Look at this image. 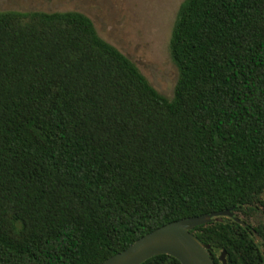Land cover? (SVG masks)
I'll return each mask as SVG.
<instances>
[{
    "label": "trees",
    "instance_id": "trees-1",
    "mask_svg": "<svg viewBox=\"0 0 264 264\" xmlns=\"http://www.w3.org/2000/svg\"><path fill=\"white\" fill-rule=\"evenodd\" d=\"M170 53L172 97L87 14L0 11V264H100L226 209L193 230L215 264H264V0H184Z\"/></svg>",
    "mask_w": 264,
    "mask_h": 264
},
{
    "label": "rangeland",
    "instance_id": "rangeland-1",
    "mask_svg": "<svg viewBox=\"0 0 264 264\" xmlns=\"http://www.w3.org/2000/svg\"><path fill=\"white\" fill-rule=\"evenodd\" d=\"M184 0H0V11H81L98 33L130 57L162 94L172 97L179 69L171 58L173 26ZM253 223L264 221L253 218Z\"/></svg>",
    "mask_w": 264,
    "mask_h": 264
},
{
    "label": "water",
    "instance_id": "water-1",
    "mask_svg": "<svg viewBox=\"0 0 264 264\" xmlns=\"http://www.w3.org/2000/svg\"><path fill=\"white\" fill-rule=\"evenodd\" d=\"M218 216H231L242 222L233 209L182 218L147 233L100 264H141L159 254L174 256L182 264H215L208 251L211 245L204 243L193 230ZM257 238L261 237L257 234ZM220 259L227 264L225 251H222Z\"/></svg>",
    "mask_w": 264,
    "mask_h": 264
}]
</instances>
